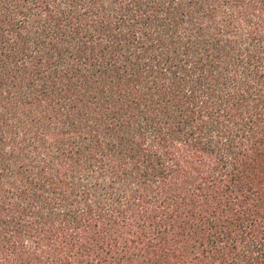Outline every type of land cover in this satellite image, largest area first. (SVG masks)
<instances>
[{
    "label": "trees",
    "instance_id": "16d2710c",
    "mask_svg": "<svg viewBox=\"0 0 264 264\" xmlns=\"http://www.w3.org/2000/svg\"><path fill=\"white\" fill-rule=\"evenodd\" d=\"M0 264H264V0H0Z\"/></svg>",
    "mask_w": 264,
    "mask_h": 264
}]
</instances>
